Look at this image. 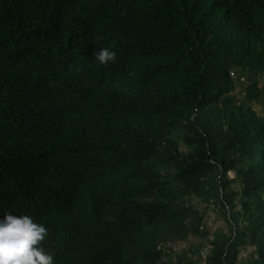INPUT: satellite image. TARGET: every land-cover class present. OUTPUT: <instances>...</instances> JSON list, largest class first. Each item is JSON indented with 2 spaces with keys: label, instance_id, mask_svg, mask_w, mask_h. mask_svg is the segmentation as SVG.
Wrapping results in <instances>:
<instances>
[{
  "label": "trees",
  "instance_id": "1",
  "mask_svg": "<svg viewBox=\"0 0 264 264\" xmlns=\"http://www.w3.org/2000/svg\"><path fill=\"white\" fill-rule=\"evenodd\" d=\"M235 77L260 99L264 0H0V219L48 228L55 264H195L157 247L203 236V264H264V118ZM216 195L232 237L200 231Z\"/></svg>",
  "mask_w": 264,
  "mask_h": 264
},
{
  "label": "rangeland",
  "instance_id": "2",
  "mask_svg": "<svg viewBox=\"0 0 264 264\" xmlns=\"http://www.w3.org/2000/svg\"><path fill=\"white\" fill-rule=\"evenodd\" d=\"M237 75L238 73H236L235 76ZM247 84L248 81L246 79L235 77V89L229 96L238 103L245 102V105L251 107L258 117L264 118V79H260L257 86L258 90L261 92L260 99L258 100H248L245 88ZM228 177L233 178L234 174L230 173ZM231 186L236 188L234 183H231ZM220 202V195L209 198L207 202L195 196L190 199V204L193 206V209L196 208L198 212L204 214V230L202 232L206 231L207 235L210 236L209 238L220 234L227 238L228 236L232 237L234 234V227L228 225L224 217L225 209L219 208ZM233 204L236 210H240V204L237 202L236 198L233 199ZM209 249L210 243L206 240V237L203 236L181 242L175 245L173 250H165V254L166 259L172 260V262H174L179 255H185L188 259L194 261L195 264H203L206 254L209 253ZM250 255V249L241 247L236 256L237 264H254Z\"/></svg>",
  "mask_w": 264,
  "mask_h": 264
},
{
  "label": "clouds",
  "instance_id": "3",
  "mask_svg": "<svg viewBox=\"0 0 264 264\" xmlns=\"http://www.w3.org/2000/svg\"><path fill=\"white\" fill-rule=\"evenodd\" d=\"M94 58L107 66L116 62V52L104 47L94 52ZM199 228L201 232L204 230L203 223ZM48 238L49 229L30 215L5 213L0 219V264H55L54 256L43 246ZM175 245L169 241L157 249L165 254V250H173Z\"/></svg>",
  "mask_w": 264,
  "mask_h": 264
}]
</instances>
